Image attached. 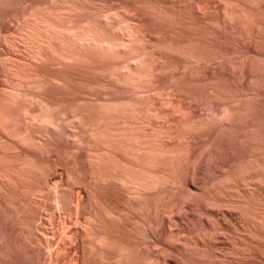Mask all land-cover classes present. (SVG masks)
<instances>
[{"label":"rangeland","instance_id":"obj_1","mask_svg":"<svg viewBox=\"0 0 264 264\" xmlns=\"http://www.w3.org/2000/svg\"><path fill=\"white\" fill-rule=\"evenodd\" d=\"M152 259L264 264V0H0V264Z\"/></svg>","mask_w":264,"mask_h":264},{"label":"bare ground","instance_id":"obj_2","mask_svg":"<svg viewBox=\"0 0 264 264\" xmlns=\"http://www.w3.org/2000/svg\"><path fill=\"white\" fill-rule=\"evenodd\" d=\"M48 14H50V13H48ZM51 16H52V15H51ZM32 17H33V16H32ZM47 17H48V16H47ZM48 18H49V17H48ZM46 19H47V18H46ZM40 20H41V19H40ZM50 20H51V19H50ZM43 21H44V20H43ZM47 21H48V20H47ZM33 24H34V23H33ZM47 24H48V23H47ZM51 25H53V23H52ZM32 26H33V25H32ZM45 26H46V25H45ZM28 27H29V26H28ZM49 29H52V27L50 28V26H49ZM61 29H62V28H61ZM33 30H35V29L33 28ZM45 30H46V28H45ZM30 31H31V30H30ZM43 31H44V30H43ZM61 31H62V30H61ZM63 31H64V30H63ZM35 32H36V31H35ZM38 32H39V31H38ZM46 32H47V31H46ZM27 33H28V32H27ZM31 33H32V31H31ZM31 33H30V34H31ZM40 33H41V32H40ZM44 33H45V32H44ZM64 33H65V32H64ZM28 34H29V33H28ZM49 34H50V33H49ZM63 35H64V34H63ZM26 36H28V35H26ZM39 36H40V35H39ZM44 36H45V35H44ZM56 36H57V35H56ZM61 36H62V35H61ZM66 36H67V35H66ZM74 36H75V35H74ZM76 36H77V35H76ZM78 36H79V35H78ZM78 36H77V38H78ZM28 37L30 38V36H28ZM33 37H35V36H33ZM59 37H60V36H59ZM68 37H69V35H68ZM81 37H82V36H81ZM29 38H27V39H29ZM36 38H37V37H36ZM63 38H64V37H63ZM74 38L76 39V37H74ZM74 38H73V39H74ZM89 38H90V37H89ZM31 39H32V38H31ZM31 39H29V40H31ZM71 39H72V37H71ZM79 39H80V41L82 42V39H81L80 37H79ZM79 39H77V40H79ZM33 40H35V39H33ZM40 40H41V39H40ZM42 40H43V39H42ZM83 40H86V39H83ZM87 40H88V38H87ZM35 41H36V40H35ZM74 41H75V40H74ZM89 41H91V40H89ZM29 42H30V41H29ZM33 42H34V41H33ZM33 42H32V43H33ZM36 42H37V41H36ZM45 42H46V41H45ZM78 42H79V41H78ZM81 42H80L79 44H81ZM94 42H97V43H95V44H98V41H93V43H94ZM100 43H101V42H99L98 45L102 48V46L100 45ZM102 43H105V42H102ZM33 44H36V43H33ZM63 44H64V43H63ZM82 44H84V43L82 42ZM90 44H92V42H91ZM88 45H89V43H88ZM93 45H94V44H93ZM109 46H110V45H109ZM109 46H107V48H108ZM39 48H40V47H39ZM105 48H106V47H105ZM60 49H61V48H60ZM61 52H62V51H61ZM63 52H64V50H63ZM64 53H65V52H64ZM66 53H67V52H66ZM66 53H65V54H66ZM58 54L60 55L61 53L59 52ZM65 54H64V55H65ZM67 54H68V53H67ZM61 56H62V55H61ZM66 56H67V55H66ZM66 56H65V57H66ZM68 57H69V56H68ZM63 59H64V57H63ZM12 67H13V66H12ZM18 67H19V66H18ZM13 68H14V67H13ZM15 68H16V66H15ZM19 69H20V68H19ZM19 71H20V70H19ZM25 74H26V73H25ZM25 74H24V75H25ZM37 82H38V81H37ZM15 94H16V93H15ZM15 94H14V95H15ZM17 94H18V93H17ZM14 95H13V96H14ZM15 97H17V96H15ZM43 118H45V120H49V119H46V117H43ZM45 120H43V122H42L43 124H47V123H44ZM45 122H48V121H45ZM227 183L229 184L230 182L227 181ZM227 183H226V184H227ZM22 191H23V189H22ZM149 261H150V260H149ZM151 263H152V264H153V263H154V264H159V261L156 260V259H152V260H151Z\"/></svg>","mask_w":264,"mask_h":264}]
</instances>
